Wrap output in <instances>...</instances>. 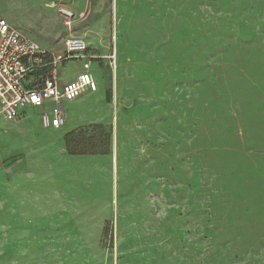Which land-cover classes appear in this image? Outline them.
Segmentation results:
<instances>
[{
  "label": "rangeland",
  "instance_id": "1",
  "mask_svg": "<svg viewBox=\"0 0 264 264\" xmlns=\"http://www.w3.org/2000/svg\"><path fill=\"white\" fill-rule=\"evenodd\" d=\"M0 18L86 42L98 89L65 100L61 141L110 160L57 245L31 251L0 203V264H264V0H0Z\"/></svg>",
  "mask_w": 264,
  "mask_h": 264
},
{
  "label": "crops",
  "instance_id": "2",
  "mask_svg": "<svg viewBox=\"0 0 264 264\" xmlns=\"http://www.w3.org/2000/svg\"><path fill=\"white\" fill-rule=\"evenodd\" d=\"M87 60L64 62L58 70L62 84L76 77L69 79L72 72H82ZM93 73L98 75V68ZM32 115L35 117L31 118ZM63 135L61 127L43 125L39 108H27L18 119L8 121L1 114L0 104V203L4 205L6 221H11L8 227L20 237H30L24 240L30 243L31 251H36L37 243L41 242L38 236L45 230L53 232L54 245L59 242L55 236H79L72 221L76 208H71L78 202L77 188L80 187L86 195L96 193L91 194L94 197L102 198L104 194L102 182L103 176H108L109 157L104 154H71L66 143L61 141ZM26 140L38 143L41 140L42 144L48 141L52 144V151H27ZM34 172L40 174L30 182L26 192V184L23 185L19 176L29 173L28 176L33 177ZM97 175L98 179L92 177ZM93 200L99 202L101 199ZM27 205H30L28 212Z\"/></svg>",
  "mask_w": 264,
  "mask_h": 264
},
{
  "label": "built area",
  "instance_id": "3",
  "mask_svg": "<svg viewBox=\"0 0 264 264\" xmlns=\"http://www.w3.org/2000/svg\"><path fill=\"white\" fill-rule=\"evenodd\" d=\"M87 49L84 40L69 38L63 52L52 51L0 18V104L3 117L8 121L16 120L25 109L35 107L41 110L45 127H61L64 101L98 89L90 71L91 56H87ZM78 58L88 59L83 64L84 70L70 82L62 84L58 76L60 66Z\"/></svg>",
  "mask_w": 264,
  "mask_h": 264
},
{
  "label": "trees",
  "instance_id": "4",
  "mask_svg": "<svg viewBox=\"0 0 264 264\" xmlns=\"http://www.w3.org/2000/svg\"><path fill=\"white\" fill-rule=\"evenodd\" d=\"M69 136H70V135H68L67 140H66L67 149H68V151H69L71 154H77V153L73 152L74 149H73V147H72L71 140L69 139ZM80 154H87V153H80Z\"/></svg>",
  "mask_w": 264,
  "mask_h": 264
},
{
  "label": "bare ground",
  "instance_id": "5",
  "mask_svg": "<svg viewBox=\"0 0 264 264\" xmlns=\"http://www.w3.org/2000/svg\"><path fill=\"white\" fill-rule=\"evenodd\" d=\"M65 12V11H64Z\"/></svg>",
  "mask_w": 264,
  "mask_h": 264
}]
</instances>
